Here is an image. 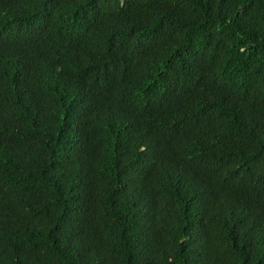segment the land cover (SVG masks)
Here are the masks:
<instances>
[{
    "label": "trees",
    "instance_id": "obj_1",
    "mask_svg": "<svg viewBox=\"0 0 264 264\" xmlns=\"http://www.w3.org/2000/svg\"><path fill=\"white\" fill-rule=\"evenodd\" d=\"M0 264H264V0H0Z\"/></svg>",
    "mask_w": 264,
    "mask_h": 264
}]
</instances>
